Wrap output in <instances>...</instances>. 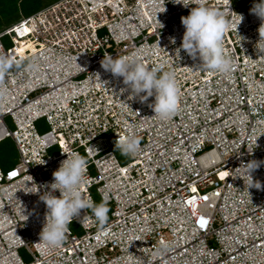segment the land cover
<instances>
[{
	"label": "built area",
	"instance_id": "2783aa9c",
	"mask_svg": "<svg viewBox=\"0 0 264 264\" xmlns=\"http://www.w3.org/2000/svg\"><path fill=\"white\" fill-rule=\"evenodd\" d=\"M253 3L206 0L231 22L224 46L234 68L224 74L176 56L189 8L172 0H56L0 31V53L19 61L0 102V143L10 138L19 154L13 166L0 162V264H264V164L251 173L259 190L239 168L264 161V40ZM133 56L173 73L170 119L154 115L153 97L128 100L100 64ZM127 134L139 150L123 163L114 145ZM66 153L85 159L83 193L106 196L112 210L103 227L85 210L71 221L83 232L67 226L62 246L47 250L39 197Z\"/></svg>",
	"mask_w": 264,
	"mask_h": 264
},
{
	"label": "clouds",
	"instance_id": "9594fccd",
	"mask_svg": "<svg viewBox=\"0 0 264 264\" xmlns=\"http://www.w3.org/2000/svg\"><path fill=\"white\" fill-rule=\"evenodd\" d=\"M172 3L189 8L188 15L180 17L184 32L179 47L175 49L176 56L179 57L180 51L183 50L189 57L198 58L199 64L209 71L221 74L231 72L234 61L224 46V36L231 29V22L223 13L207 6L206 0H172ZM250 11L261 20L258 32L260 40H264V0H254ZM238 15L240 23L242 16ZM170 40L175 43V37H170ZM100 64L113 78H121L124 87L120 91L128 92V100L138 99L143 103L149 97H153L149 107L160 120L170 119L176 113L179 87L173 73L161 71L157 67H149L135 56L103 57ZM18 65L19 61H14L7 54L0 53V102L8 97V89L4 86L5 77ZM33 67L34 65L29 63L25 66V70L30 71ZM114 147L122 155L133 156L139 150V140L132 134L123 135L116 139ZM261 164H264V161L250 160L239 167L248 179V187L261 189V182L254 181L251 176L252 171ZM85 167L86 162L82 156L66 153V158L52 172L53 179L47 184L48 190L39 197L46 207L39 241L47 250L62 246L68 224L85 210L91 211L101 227L108 221L107 197H102L97 203L83 193ZM241 177L244 180V177ZM37 191L38 188L35 192ZM56 192L59 193L58 196L55 195Z\"/></svg>",
	"mask_w": 264,
	"mask_h": 264
},
{
	"label": "trees",
	"instance_id": "16d2710c",
	"mask_svg": "<svg viewBox=\"0 0 264 264\" xmlns=\"http://www.w3.org/2000/svg\"><path fill=\"white\" fill-rule=\"evenodd\" d=\"M55 1L56 0H0V29L3 30L10 27L22 18L33 14ZM247 1H245V3ZM10 144L14 146L12 140L9 138L5 139L2 143H0V152L2 149L9 147ZM0 162L4 167L5 162H2L1 160Z\"/></svg>",
	"mask_w": 264,
	"mask_h": 264
},
{
	"label": "rangeland",
	"instance_id": "374dc122",
	"mask_svg": "<svg viewBox=\"0 0 264 264\" xmlns=\"http://www.w3.org/2000/svg\"><path fill=\"white\" fill-rule=\"evenodd\" d=\"M245 1H247V0H233L235 6L238 8L243 7L246 4ZM3 41H4L5 45H7V46H9L12 43L10 41L9 37H4ZM8 123H9L10 127H14L12 121L9 118H8ZM37 126H38L39 131H41V132L48 130V125L44 121L38 122ZM115 151L117 152L121 162L125 163L129 160V158H130L129 156L122 155L119 152V150H117L116 148H115ZM0 160L2 162H5L4 167H10V166L15 165L19 161V154L15 148V145L13 146L10 144L9 147L2 149V151L0 152ZM94 197H95V200L97 203L101 201L97 194H94ZM108 208H109V211H108V219H109L110 218V212L112 210V204H108ZM68 226L74 233L81 234L83 232V229L80 226V224L78 223V221H73V222L69 223ZM19 253L24 258V260H26V261L30 260L31 256L27 253V251L25 249H20Z\"/></svg>",
	"mask_w": 264,
	"mask_h": 264
},
{
	"label": "bare ground",
	"instance_id": "6f19581e",
	"mask_svg": "<svg viewBox=\"0 0 264 264\" xmlns=\"http://www.w3.org/2000/svg\"><path fill=\"white\" fill-rule=\"evenodd\" d=\"M23 30L26 31V32H28V33L30 32L28 27H25V29H23ZM22 51H23V49L22 48H19L18 52L21 53Z\"/></svg>",
	"mask_w": 264,
	"mask_h": 264
},
{
	"label": "snow or ice",
	"instance_id": "6c2138e0",
	"mask_svg": "<svg viewBox=\"0 0 264 264\" xmlns=\"http://www.w3.org/2000/svg\"><path fill=\"white\" fill-rule=\"evenodd\" d=\"M200 223H201V225H203V224H204V220H203V219H201V220H200Z\"/></svg>",
	"mask_w": 264,
	"mask_h": 264
}]
</instances>
